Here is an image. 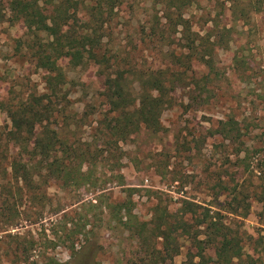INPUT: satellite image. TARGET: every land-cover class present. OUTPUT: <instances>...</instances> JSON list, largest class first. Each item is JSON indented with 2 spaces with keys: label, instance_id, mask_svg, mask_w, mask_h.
Here are the masks:
<instances>
[{
  "label": "rangeland",
  "instance_id": "1",
  "mask_svg": "<svg viewBox=\"0 0 264 264\" xmlns=\"http://www.w3.org/2000/svg\"><path fill=\"white\" fill-rule=\"evenodd\" d=\"M236 1L248 9L246 19L235 20L227 0H199L186 13L212 47V67L193 62L192 71L171 66L172 52H183L179 34L166 41L151 36L155 14L162 13L159 0H122L105 23L103 47L114 71H124L133 97L140 74L168 66L183 73L162 113V130L155 135L143 128L109 148L108 138L94 129L102 118L106 78L99 75L98 65H65L68 101L60 107L79 123L66 131L83 148L92 144L93 152L105 146L104 158L82 167L92 183L66 186L51 181L43 186L42 199L31 197L28 202L24 197L18 203L14 220L0 216V264L32 263L20 252L23 240L38 243L29 252L30 261L55 257L78 264V259L93 256L101 264H114L136 257L137 241L112 219L107 206L124 201L130 192L141 221H149L158 204L176 212L183 199L221 209L226 223L241 233L246 251L253 252L252 245L264 236V0ZM33 40L23 21L11 18L8 0H0V132L11 125L10 107L46 92L47 73L33 57ZM232 118L240 133L220 132L222 122ZM237 200L242 204L233 212L230 204L238 206ZM74 228L80 233L69 238ZM84 245L91 246L90 253ZM185 259L186 249L168 264Z\"/></svg>",
  "mask_w": 264,
  "mask_h": 264
},
{
  "label": "trees",
  "instance_id": "2",
  "mask_svg": "<svg viewBox=\"0 0 264 264\" xmlns=\"http://www.w3.org/2000/svg\"><path fill=\"white\" fill-rule=\"evenodd\" d=\"M198 2H158L162 13L155 14L151 36L166 41L171 36L180 35L178 40L183 52H172V68L182 65L193 71V62L212 67L208 58L212 54L209 41L203 40L186 16ZM227 2L231 3L229 8L235 20L248 17L246 7H240L236 0ZM121 4L122 0H8L11 18L22 20L34 34L35 40L30 45L34 50L33 57L47 74L46 92L31 95L26 101L10 107L7 113L11 125L0 132V216L14 220L18 203L23 202L24 197L28 202L32 198L42 199L45 193L41 190L51 181L66 186L92 183L91 175L83 172L82 167L105 154V146L101 149L97 146L93 152L92 144L83 148V145L76 144L79 142L76 135H72L73 139L66 131L72 124L79 123L75 116L67 115L60 107L62 101H68L66 89L69 81L65 65L70 68L98 65L99 75L106 78L99 111L102 118L96 121L94 129L101 138H108L109 148L143 128L155 135L161 132L162 113L171 105V92L176 88V80L184 79L183 73L168 66L167 69L158 68L140 74L138 95L133 97L124 71H114L112 57L103 47L105 23ZM236 6L238 10L234 11ZM230 120L222 122L225 125L220 132L240 133L238 121ZM71 139L75 141L71 142ZM132 195L130 192L124 201L107 205L112 219L131 233L139 249L136 257L120 258L114 264H168L184 249L186 259L182 264H264V236L261 235L257 244L252 245L253 252L246 251L241 233L226 223L221 209L213 210L196 201L183 199L176 212L158 204L152 218L141 221L134 214ZM236 203V207L230 204L233 212H238L242 204L238 200ZM69 233L68 237L73 238L80 232L74 228ZM183 241L189 245H183ZM18 244L22 245L20 252L27 254L24 260L31 264H66L55 257H47L44 262L30 261L29 252L37 247V241L23 240ZM71 245L74 251L76 242L72 241ZM83 248L91 252L90 245ZM78 261V264H101L93 256Z\"/></svg>",
  "mask_w": 264,
  "mask_h": 264
}]
</instances>
